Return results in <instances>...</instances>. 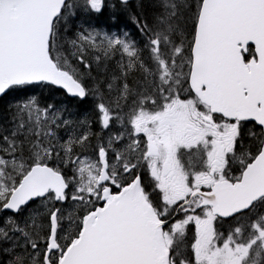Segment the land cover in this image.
I'll return each instance as SVG.
<instances>
[{
	"label": "snow or ice",
	"instance_id": "snow-or-ice-1",
	"mask_svg": "<svg viewBox=\"0 0 264 264\" xmlns=\"http://www.w3.org/2000/svg\"><path fill=\"white\" fill-rule=\"evenodd\" d=\"M0 264H264V0H0Z\"/></svg>",
	"mask_w": 264,
	"mask_h": 264
}]
</instances>
